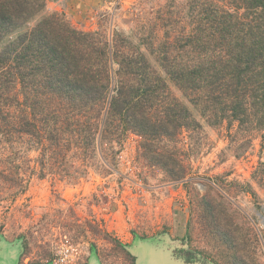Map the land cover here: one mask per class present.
Listing matches in <instances>:
<instances>
[{"label": "trees", "instance_id": "1", "mask_svg": "<svg viewBox=\"0 0 264 264\" xmlns=\"http://www.w3.org/2000/svg\"><path fill=\"white\" fill-rule=\"evenodd\" d=\"M186 6L174 34L147 39L155 66L127 37L79 30L63 14L30 26L46 0H0V194L26 191L31 153L41 178L78 179L129 131L172 182L191 179L170 145L192 141L204 123L237 126L244 145L253 133L264 139V0Z\"/></svg>", "mask_w": 264, "mask_h": 264}, {"label": "rangeland", "instance_id": "2", "mask_svg": "<svg viewBox=\"0 0 264 264\" xmlns=\"http://www.w3.org/2000/svg\"><path fill=\"white\" fill-rule=\"evenodd\" d=\"M187 2L46 0L30 26L63 14L79 30L127 37L157 66L147 39L158 44L174 34L172 18L178 9L187 12ZM197 134L169 147L185 153L191 179L185 182L170 181L143 159L142 138L130 131L121 143L105 144L103 156L78 179L41 178L37 156L29 154L35 172L25 174L26 191L0 194V240L20 244L18 264H90L93 254L101 264H136L129 249L139 239L160 238L186 244L178 254L188 260L264 264V179L253 177L264 161L262 134L249 135L252 144L245 145L237 126L229 131L204 123ZM20 150L29 157L25 146Z\"/></svg>", "mask_w": 264, "mask_h": 264}, {"label": "water", "instance_id": "3", "mask_svg": "<svg viewBox=\"0 0 264 264\" xmlns=\"http://www.w3.org/2000/svg\"><path fill=\"white\" fill-rule=\"evenodd\" d=\"M186 247L182 243H169L165 238L152 242L139 239L129 251L136 258V264H211L200 257L188 260L180 256L179 251ZM20 252L18 242L5 244L0 240V264H18ZM90 264H101L95 254Z\"/></svg>", "mask_w": 264, "mask_h": 264}]
</instances>
